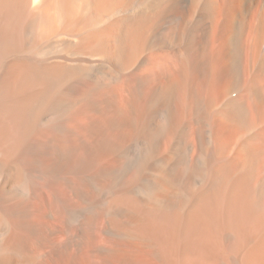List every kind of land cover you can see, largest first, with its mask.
<instances>
[{"label":"bare ground","instance_id":"bare-ground-1","mask_svg":"<svg viewBox=\"0 0 264 264\" xmlns=\"http://www.w3.org/2000/svg\"><path fill=\"white\" fill-rule=\"evenodd\" d=\"M0 264H264V0H0Z\"/></svg>","mask_w":264,"mask_h":264}]
</instances>
